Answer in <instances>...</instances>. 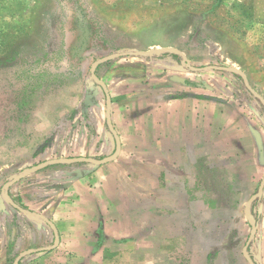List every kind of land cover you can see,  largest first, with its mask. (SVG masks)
Masks as SVG:
<instances>
[{
  "label": "rangeland",
  "instance_id": "obj_1",
  "mask_svg": "<svg viewBox=\"0 0 264 264\" xmlns=\"http://www.w3.org/2000/svg\"><path fill=\"white\" fill-rule=\"evenodd\" d=\"M168 49L183 54L185 68L133 54ZM120 52L126 54L96 69L114 113L129 95L152 110L179 93L209 97L191 96L193 104L184 106L192 162L175 169L176 180L187 181V196L161 198L175 205L169 242L155 247H167L169 263L142 261L141 245L130 238L100 261L70 264H252L248 240L264 264V189L254 229L249 213L264 176V111L251 92L264 101V0H0V190L42 161L116 151V141L102 140L105 95L97 88L92 103L87 87L92 63ZM209 65L234 67L245 78L202 69ZM152 234L145 232V243ZM40 253L25 255L22 264H34Z\"/></svg>",
  "mask_w": 264,
  "mask_h": 264
},
{
  "label": "crops",
  "instance_id": "obj_2",
  "mask_svg": "<svg viewBox=\"0 0 264 264\" xmlns=\"http://www.w3.org/2000/svg\"><path fill=\"white\" fill-rule=\"evenodd\" d=\"M132 97L120 100L115 113L112 101V122L121 142L114 160L92 166L51 165L9 188L18 203L46 216L58 233L56 247L38 254L34 264L100 261L113 246L130 238L141 245L142 261L169 263L167 247L159 251L155 247L169 242L173 230L169 207L175 205L161 198H174L177 193L187 196V181L176 180L180 173L176 175L175 166L192 162V144L184 136L190 132L185 128L184 106L193 101L191 96H171L152 110L143 108V101L133 102ZM95 108L100 113L99 101ZM101 133L105 143H115L108 130ZM4 204L8 203L0 202V264L10 255L55 240L45 221L11 207L6 209ZM160 229L165 237H161ZM145 232H153L149 243L142 237ZM144 245L152 247L143 252Z\"/></svg>",
  "mask_w": 264,
  "mask_h": 264
},
{
  "label": "water",
  "instance_id": "obj_3",
  "mask_svg": "<svg viewBox=\"0 0 264 264\" xmlns=\"http://www.w3.org/2000/svg\"><path fill=\"white\" fill-rule=\"evenodd\" d=\"M163 52H172V53H178L181 54L183 56V54L181 52L175 51V50H171L168 49V51L166 50H154V51H136L133 52V54L142 56V55H152V54H160ZM125 52H120V53H111L108 55H105L103 57H100L98 59H96L90 68V74H91V78L98 83L101 88L103 89L104 95H105V120H106V124L108 129L110 130V132L113 134L115 141H116V151L108 156H105L101 159L98 158H94V157H85V156H75V157H59V158H52V159H48L45 161H42L40 163H37L35 165H32L30 167H26L24 169H22L21 171H19L16 175H14L11 179L7 180L6 182L3 183V185L1 186V196L3 198V200L8 203L11 208L13 210L19 211L21 213L27 214V215H32L35 217H38L40 219H42L43 221H45L52 229L53 234H54V243L52 244V246H43V247H38L35 249H28L25 250L21 253H19L12 264H18L19 261L27 254H30L32 252H41V251H46L51 249L52 247L56 246L58 244V233L57 230L55 228V225L43 214L38 213V212H34L31 211L29 209L24 208L23 206H21L20 204H18L10 195H9V188L16 182H18L19 180L25 178L26 176L37 172L41 169H44L45 167L51 166V165H56V164H73V163H82V162H86L89 163L91 165H101L107 162H110L112 160H114L117 155L120 152L121 149V143H120V139L119 136L116 132V130L114 129V126L112 124V120H111V98H110V94L108 91V88L106 86V84L103 82V80H101L98 75L96 74V69L100 64H103L105 62H108L114 58L120 57L122 55H125ZM185 62V58L183 56V61L182 63ZM189 68L191 70H198L201 68L198 67H193V66H189ZM202 69H219V70H226V71H230V72H237L239 73V75L244 79L245 76L243 75V73H241L238 69L234 68V67H226V66H216V65H209V66H205L202 67ZM251 92L260 99V101L264 104V101L262 100V98L255 92H253L251 90ZM264 189V176L260 181V184L258 186L257 192L252 196L251 200L249 203H251L252 201H254L257 197H259L261 195V193L263 192ZM250 222H251V226L254 229L255 228V223L252 220V218L250 217ZM249 244V240L247 241L245 247H244V251L247 252V246ZM249 257V256H248ZM252 262V261H251ZM253 264V263H252Z\"/></svg>",
  "mask_w": 264,
  "mask_h": 264
},
{
  "label": "trees",
  "instance_id": "obj_4",
  "mask_svg": "<svg viewBox=\"0 0 264 264\" xmlns=\"http://www.w3.org/2000/svg\"><path fill=\"white\" fill-rule=\"evenodd\" d=\"M142 56L143 57H146V58H152V59L155 58V59H163V60H172V61H175L179 66L185 68L184 64L182 63L183 56L181 54H178V53L163 52V53H160V54L142 55ZM233 73L237 77H239L241 80L243 79L239 75V73H237V72H233ZM187 84L196 85V83H193V82H190V81H187ZM97 88H100L102 90V92H103V89L101 88V86L98 83H96L91 78V83L87 87V97H88L89 101H91L92 103H95L96 102L95 101V97H94V92L97 90ZM187 96H192V97L201 98V99H208L209 98L206 95H196V94H191V93H179V94L173 95L172 97L173 98H182V97H187ZM255 99L258 102V105H259L260 109L264 111V104L260 101V99L258 97H255ZM105 126H106V129L110 132V130L107 127V124ZM78 164H80V165H87L89 163L82 162V163H78ZM59 165H65V164H56V165H52V166H59ZM256 201H257V199H255L254 201H252L251 204H250V208H249V213H250L251 218H252V220L254 221L255 224H257V222H258V213H255L254 212V207H255ZM249 248H250V244L247 247V252H248V256H249L250 260L252 261V263L253 264H260L258 262V260L255 258V256L251 253V251H250ZM44 252L45 251H43V253Z\"/></svg>",
  "mask_w": 264,
  "mask_h": 264
}]
</instances>
